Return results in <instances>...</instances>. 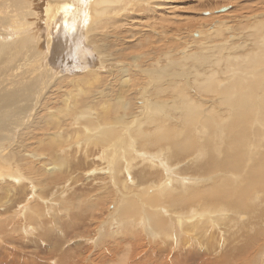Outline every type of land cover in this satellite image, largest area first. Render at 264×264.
<instances>
[{
	"label": "bare ground",
	"instance_id": "bare-ground-1",
	"mask_svg": "<svg viewBox=\"0 0 264 264\" xmlns=\"http://www.w3.org/2000/svg\"><path fill=\"white\" fill-rule=\"evenodd\" d=\"M213 1L0 0V264H264V0Z\"/></svg>",
	"mask_w": 264,
	"mask_h": 264
},
{
	"label": "rangeland",
	"instance_id": "rangeland-1",
	"mask_svg": "<svg viewBox=\"0 0 264 264\" xmlns=\"http://www.w3.org/2000/svg\"><path fill=\"white\" fill-rule=\"evenodd\" d=\"M217 1L218 0H214L213 2H211V5H210V9L212 8V7H217L218 6V3H217ZM257 1L256 0H233V8L232 9H235V13L237 14V13H242V14H244L245 12H253L254 10H256L255 9V3H256ZM224 4V3H223ZM190 6L188 7V8H194V11H192V15H195V13H197V8H198V6H200V4H197V2H194V0H190V4H189ZM221 6V5H220ZM229 10H231V8L229 9ZM182 13L186 16V4H184V7L182 8ZM222 13H225V12H222ZM228 17H230L229 15L227 16V19H228ZM225 18V17H224ZM226 19V18H225ZM224 19V20H225ZM226 19V20H227ZM184 20H186V19H184ZM197 20H198V18H197V16H193V21L192 22H190L189 24H190V26L191 27H193L194 25H195V23L197 22ZM187 21V20H186ZM186 24H187V22H185V26H186ZM247 22H237L236 23V26H238V31L239 30H241V27H245V26H247ZM187 26H188V24H187ZM22 34V33H21ZM20 34V35H21ZM24 35H26V34H23V36ZM239 41H243V43L240 45V47H238V48H236V49H232V50H235L234 51V53L236 54V55H244V54H246V52H248L249 50H250V47L249 46H251V45H249L248 44V42L247 41H245L244 42V39H238ZM24 49L25 48H23V49H20V51L21 52H23L24 51ZM23 50V51H22ZM1 57H0V62H1ZM167 72H169V70L167 71ZM58 79L56 80V83L57 84H59L58 83ZM56 83H53L52 84V86H50L49 87V89H48V92H47V96L49 97V101L47 102V104H45V106H51V107H48L47 109H45V110H43L42 112L43 113H46L47 115L49 114V111H54V110H56V108L62 103V95L63 94H65L66 92H68V88H67V86L69 85H67V86H65V88H67V90H64L65 88H63V89H57L58 87H59V85L57 86V85H55ZM53 85H54V87H56V88H54L53 89ZM35 87H36V83H34V84H32L31 86H28V87H25V88H23L22 89V99H18V100H15V103H16V101H17V103H16V106L17 105H19V110H21L22 111V113L24 114L25 112L27 113V112H30L29 110H31L32 109V102H34V91H35ZM30 88V89H29ZM54 90L53 91V93L51 94V95H49V92H50V90ZM12 90V89H11ZM62 90V91H61ZM15 91V92H14ZM13 91V96H14V93H16V89ZM58 91V92H57ZM24 94V95H23ZM62 94V95H61ZM32 96V98H31V96ZM54 95H58V96H54ZM44 97L41 99L43 102H39V104H38V108L36 109L37 111L38 110H40L41 108H43L44 107V100H45V95H43ZM55 98H54V97ZM159 98L161 97H165V96H158ZM102 98H106L105 97V95L104 96H101V97H97V99L96 100H98V99H101V100H103ZM151 98H153V100H155V101H160V99H156V97L155 96H153V94H151ZM58 99H60V101L58 100ZM24 100V101H23ZM40 100V101H41ZM53 100V101H52ZM55 100V101H54ZM107 100H109V99H107ZM214 101H215V103H216V107H220V106H222V107H224V105H222L220 102H217L216 100H215V98L213 99ZM30 101V102H29ZM213 101V102H214ZM50 102V103H49ZM58 102H60L59 104H57ZM15 103L13 102V103H11L10 105H15ZM27 103V104H26ZM30 105H29V104ZM219 103V104H218ZM218 104V105H217ZM28 105V106H27ZM26 108V109H25ZM50 109V110H49ZM52 109V110H51ZM5 110V109H4ZM36 110H34L35 111V113L37 112ZM176 110H180V109H176ZM34 111H33V113H34ZM25 113V114H26ZM34 113V114H35ZM149 113H151V111H148V112H145L144 113V115L142 116L141 115V121L143 120V121H148V119H150V115H148ZM37 114V113H36ZM148 115V116H147ZM2 116V115H1ZM27 114L26 115H22L21 117L23 118V119H21V120H24V118L26 119L27 118ZM49 116V115H48ZM32 117V116H31ZM37 117V116H36ZM35 117V118H36ZM39 117V116H38ZM43 118H47L46 116H44ZM144 118V119H143ZM154 119V118H153ZM146 121V122H147ZM149 122V121H148ZM16 125H18V126H20L21 124H20V121L18 120V119H16L15 121H14V123L13 124H11V125H8V123H7V127H9V128H12L13 129V127H15ZM66 126V125H65ZM65 126H63V127H65ZM75 199V198H74ZM71 196L67 199L68 201H72L73 202V200H74ZM68 201H66V203H68ZM71 202V203H72ZM65 203V204H66ZM184 264H193V259L192 260H188V261H185V263Z\"/></svg>",
	"mask_w": 264,
	"mask_h": 264
},
{
	"label": "water",
	"instance_id": "water-1",
	"mask_svg": "<svg viewBox=\"0 0 264 264\" xmlns=\"http://www.w3.org/2000/svg\"><path fill=\"white\" fill-rule=\"evenodd\" d=\"M225 10H227V9L224 7L220 8V11H225Z\"/></svg>",
	"mask_w": 264,
	"mask_h": 264
}]
</instances>
